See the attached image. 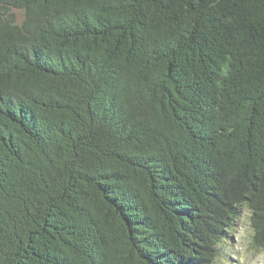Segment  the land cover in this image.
Segmentation results:
<instances>
[{
	"label": "trees",
	"instance_id": "obj_1",
	"mask_svg": "<svg viewBox=\"0 0 264 264\" xmlns=\"http://www.w3.org/2000/svg\"><path fill=\"white\" fill-rule=\"evenodd\" d=\"M264 247V0H0V264H216Z\"/></svg>",
	"mask_w": 264,
	"mask_h": 264
},
{
	"label": "rangeland",
	"instance_id": "obj_2",
	"mask_svg": "<svg viewBox=\"0 0 264 264\" xmlns=\"http://www.w3.org/2000/svg\"><path fill=\"white\" fill-rule=\"evenodd\" d=\"M216 264H264V247L256 244L250 222V211L242 208L232 232L219 246Z\"/></svg>",
	"mask_w": 264,
	"mask_h": 264
}]
</instances>
